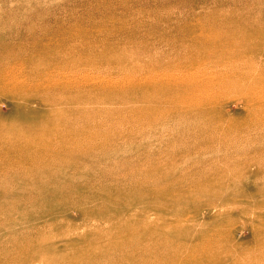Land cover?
<instances>
[{
	"label": "rangeland",
	"instance_id": "374dc122",
	"mask_svg": "<svg viewBox=\"0 0 264 264\" xmlns=\"http://www.w3.org/2000/svg\"><path fill=\"white\" fill-rule=\"evenodd\" d=\"M81 57L152 91L87 92L92 151L0 168V264H264V0H0V74Z\"/></svg>",
	"mask_w": 264,
	"mask_h": 264
},
{
	"label": "bare ground",
	"instance_id": "6f19581e",
	"mask_svg": "<svg viewBox=\"0 0 264 264\" xmlns=\"http://www.w3.org/2000/svg\"><path fill=\"white\" fill-rule=\"evenodd\" d=\"M8 56L14 58L13 54H8ZM80 61L70 68L65 67L64 64L56 66L52 71L55 73L50 74L51 76H49V64L48 68L31 69V74L28 76L23 74L24 69L21 68L1 72L0 91L9 93L13 101L9 106L10 115L5 118L0 117V136L6 142L0 145V157L4 158L0 168H16L20 176L27 171L48 170L49 166H45L48 160L44 156L47 153L55 154L58 164L55 166L62 167L69 162L58 159L62 155L61 152L65 151L64 157L67 154L70 159L72 156L69 155L71 152L67 150L69 148L74 155L77 154L75 153L77 150H80L79 153H86L85 155L92 151L84 145L83 141L89 136L96 137L92 131L101 132L99 127H90L89 122H84L79 133L82 137L73 134V123L70 120L71 111L60 108L62 105L68 106L73 102L83 101L87 92H104L123 88L125 85L139 84L137 88L141 90L142 99H144L147 93L150 94L152 91L147 84H142L136 77L125 76L121 80L106 82L102 79L103 76L94 75L91 70L87 69L89 60L81 57ZM73 91L81 93V97L76 94L73 97L70 96ZM159 91L155 90L154 92ZM28 104H35L39 108L45 109V114L40 121L30 118L33 123H29L23 122L26 120L20 118V115L28 110ZM64 121L66 123L62 124ZM52 142L57 143V146L52 147ZM164 165L163 162H159L160 167ZM261 227H264V224ZM259 245L263 246L264 242L260 240ZM195 258L196 256L193 254L188 257L190 260Z\"/></svg>",
	"mask_w": 264,
	"mask_h": 264
}]
</instances>
